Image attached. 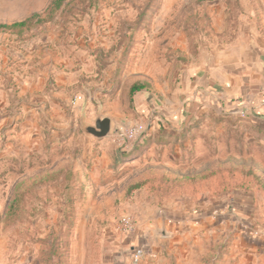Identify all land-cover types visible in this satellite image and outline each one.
I'll list each match as a JSON object with an SVG mask.
<instances>
[{"label":"rangeland","instance_id":"rangeland-1","mask_svg":"<svg viewBox=\"0 0 264 264\" xmlns=\"http://www.w3.org/2000/svg\"><path fill=\"white\" fill-rule=\"evenodd\" d=\"M0 24V264H264L261 192L227 195L226 234L149 232L193 202L164 178L264 180V0H0Z\"/></svg>","mask_w":264,"mask_h":264},{"label":"crops","instance_id":"crops-1","mask_svg":"<svg viewBox=\"0 0 264 264\" xmlns=\"http://www.w3.org/2000/svg\"><path fill=\"white\" fill-rule=\"evenodd\" d=\"M228 80H230L229 75ZM234 82L237 86L242 84L241 80ZM235 89L236 88L233 89L232 93L235 92ZM239 89L240 88H238V90ZM210 93L212 97L219 102H224L225 99L236 97L233 96L232 93L229 94L228 89L218 92L211 88ZM231 193L232 192H226L215 198H210L209 200H203L202 202L193 201L186 204L176 199L169 200L165 202L164 208L160 213L155 216L153 221L154 226L149 232L153 235L158 231L164 230L166 234L162 237L164 241L169 244H175L184 238H194L195 235H200L202 233L203 235L217 234L218 232L226 234L230 230L229 227H227L230 221L238 217H232L231 212L233 208L231 204L228 205L229 198L227 195ZM227 205L229 208H227ZM238 205H240V211L243 212L245 207L244 202H239ZM242 212L238 213L240 214ZM169 219L182 220V223L179 225L169 223Z\"/></svg>","mask_w":264,"mask_h":264},{"label":"trees","instance_id":"trees-1","mask_svg":"<svg viewBox=\"0 0 264 264\" xmlns=\"http://www.w3.org/2000/svg\"><path fill=\"white\" fill-rule=\"evenodd\" d=\"M57 1V0H55ZM26 21L18 22L13 24L24 25ZM7 24H0V29L3 27H8ZM144 88L143 85L135 84L130 90V96L133 98L134 94ZM164 183H170L171 186L190 188L189 196L192 201H201L203 199L204 192H199L201 186H208V197L215 198L222 193L234 192V191H248L253 194L261 192L264 193V180L260 178L254 172L242 170V169H222L205 176H196L187 178V180L180 179H168L164 178ZM170 186V187H171ZM170 187H163L162 193H160V199H165V197L171 191ZM45 264H53L51 254L48 256Z\"/></svg>","mask_w":264,"mask_h":264},{"label":"water","instance_id":"water-1","mask_svg":"<svg viewBox=\"0 0 264 264\" xmlns=\"http://www.w3.org/2000/svg\"><path fill=\"white\" fill-rule=\"evenodd\" d=\"M111 119L109 117H98L95 120L94 125L85 126L84 130L87 134H92L98 138L106 136L111 130ZM162 234L165 235V231L162 230Z\"/></svg>","mask_w":264,"mask_h":264},{"label":"built area","instance_id":"built-area-1","mask_svg":"<svg viewBox=\"0 0 264 264\" xmlns=\"http://www.w3.org/2000/svg\"><path fill=\"white\" fill-rule=\"evenodd\" d=\"M169 223H175L176 225H179L182 223V220H173V219H169L168 220ZM121 231L122 233L125 234H130L133 233L136 230V221L134 218H132L131 216H127L121 219ZM252 233L257 234L258 231L257 230H251ZM135 261L139 260V254H136L134 256Z\"/></svg>","mask_w":264,"mask_h":264}]
</instances>
